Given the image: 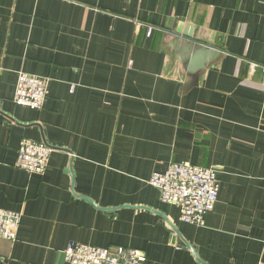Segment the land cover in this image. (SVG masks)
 <instances>
[{
	"label": "crops",
	"instance_id": "0c3cea01",
	"mask_svg": "<svg viewBox=\"0 0 264 264\" xmlns=\"http://www.w3.org/2000/svg\"><path fill=\"white\" fill-rule=\"evenodd\" d=\"M179 24L221 49L188 90ZM250 62L264 65V0H0V208L22 212L0 264H66L71 242L137 248L143 264L264 261V87ZM21 71L50 79L39 111L14 102ZM23 138L52 147L43 175L15 165ZM171 162L217 170L202 227L149 183Z\"/></svg>",
	"mask_w": 264,
	"mask_h": 264
},
{
	"label": "built area",
	"instance_id": "2783aa9c",
	"mask_svg": "<svg viewBox=\"0 0 264 264\" xmlns=\"http://www.w3.org/2000/svg\"><path fill=\"white\" fill-rule=\"evenodd\" d=\"M150 30L157 29L149 26ZM251 68H261L264 87V65L250 62ZM49 77L19 72L14 102L41 110L49 95ZM52 147L46 142L23 138L17 151L15 165L30 174L43 175L49 165ZM149 183L160 192L163 202L175 204L181 220L202 227L206 216L218 202L220 181L213 166H199L189 162H171L165 172H154ZM22 212L0 208V237L17 239ZM66 264H143L137 248L117 246L98 247L83 242H71L65 249ZM258 264H264L260 260Z\"/></svg>",
	"mask_w": 264,
	"mask_h": 264
},
{
	"label": "water",
	"instance_id": "95a60500",
	"mask_svg": "<svg viewBox=\"0 0 264 264\" xmlns=\"http://www.w3.org/2000/svg\"><path fill=\"white\" fill-rule=\"evenodd\" d=\"M172 34L175 38L173 43L177 47V54L182 58L181 62L188 61V72L191 78L184 86V89L188 90L198 85L199 72L219 58L221 49L209 44L205 38L195 32L193 25H176Z\"/></svg>",
	"mask_w": 264,
	"mask_h": 264
}]
</instances>
